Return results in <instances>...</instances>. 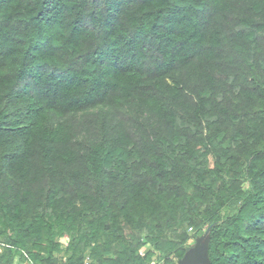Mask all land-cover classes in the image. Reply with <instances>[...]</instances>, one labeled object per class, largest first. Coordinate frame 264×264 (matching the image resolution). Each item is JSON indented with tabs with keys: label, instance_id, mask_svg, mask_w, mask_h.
I'll return each instance as SVG.
<instances>
[{
	"label": "trees",
	"instance_id": "16d2710c",
	"mask_svg": "<svg viewBox=\"0 0 264 264\" xmlns=\"http://www.w3.org/2000/svg\"><path fill=\"white\" fill-rule=\"evenodd\" d=\"M240 5L245 13L236 22ZM263 42L264 0H0V221L21 215L34 195L41 209L18 223L21 236L8 243L16 252L4 248L0 264L15 255L32 264H149L157 250L183 259L185 233L170 238L149 224L142 244L153 250L142 255L140 245L115 237L123 225H109L130 200L184 190L171 183L182 172L173 140L170 158L140 122L119 119L109 137L88 147L75 115L136 105L175 125L184 93L177 74L213 64L228 47L242 52L250 110L238 122L229 106L218 109L237 126L217 154L218 165L228 163L221 177L208 178L210 190L198 197L207 207L193 223L212 226L208 264H264ZM204 75L193 109L199 124L216 91L213 74ZM10 172L20 179L3 187ZM185 173L182 182L192 184ZM62 191L70 198L51 214ZM227 206L235 211L223 217ZM66 234L63 246L57 238Z\"/></svg>",
	"mask_w": 264,
	"mask_h": 264
},
{
	"label": "rangeland",
	"instance_id": "374dc122",
	"mask_svg": "<svg viewBox=\"0 0 264 264\" xmlns=\"http://www.w3.org/2000/svg\"><path fill=\"white\" fill-rule=\"evenodd\" d=\"M244 8L243 5L238 6V12L233 15L236 22L245 13ZM257 54L258 57L264 60V42ZM241 60L242 52L228 47L221 52L220 57L213 63L214 67L213 64L200 67L198 63H194L188 69L179 72L177 79L181 78L183 80L181 87L184 93L180 96L175 125L166 123L159 116L144 111L136 105H127L118 109L96 107L75 115L77 126L80 129L78 138L84 141L88 147L101 142L105 137H109L113 130L117 128L115 126L117 125L116 121L124 119L128 124L127 126L140 122L144 129L143 132L151 141H160V145L157 146L158 152L163 154V149H165L170 158L174 157L172 150H170V140H173L174 145L178 148L177 153H180L181 162L177 165V169L182 172L175 173L178 182L173 179L171 183L183 186L184 190L179 194L166 193L146 199L142 197V199L130 200L122 215L118 214V222L116 219L111 223L109 222L110 226L123 225L124 231L119 230L115 237H123L128 242L140 245L139 252L142 255H145L149 250H153L152 244H142L143 239L148 234L147 226L149 224L158 225V228L170 238H176L182 233L189 236L184 246L187 253L183 259L162 254L157 250L149 264L209 263L208 241L212 226L206 224L198 230L193 223V218L197 217L198 212L207 207V203L198 200V197L210 190L211 185L208 183V178L221 177L217 171L228 161H223L221 165H218L217 154L220 153L222 148L230 146L233 127L237 126L229 118L221 115L218 109L229 106L231 112L238 116V119H235L238 122L239 120L243 122L244 112L249 109L248 99L244 92L249 81L247 80V74L240 66ZM204 73L213 74L216 81V91L208 93L210 97L207 117H202L201 124H199L193 117V109L195 104H198L196 93H205L206 79ZM175 136H177L176 139H174ZM163 139H167L169 142L164 145ZM153 152L156 151L152 150L151 153ZM188 170L192 175L191 179L194 184L189 185L187 182H182V178L187 175L185 172ZM33 175L34 172L30 170L25 178L29 180ZM15 177V172L8 173L2 186L4 187V184L10 180L16 182L17 179H20L19 176L17 179ZM243 180V189L249 191L245 176ZM222 183L223 181H221ZM69 198V194L62 191V198L59 200L58 205L49 212L55 215L57 211H63L64 200ZM38 199V195L32 196L28 204L22 207L21 215H6L0 221L1 243L8 245V243L17 241L21 236L18 223L41 211V209L35 210ZM121 208L119 207L117 211L122 212ZM231 211H235V208L227 206L222 211V216L226 217ZM173 223L176 225L171 229L169 224ZM57 239L68 240L69 234ZM5 248L11 249L13 254L16 252L14 246H6ZM167 258L170 259V262L167 261Z\"/></svg>",
	"mask_w": 264,
	"mask_h": 264
},
{
	"label": "crops",
	"instance_id": "0c3cea01",
	"mask_svg": "<svg viewBox=\"0 0 264 264\" xmlns=\"http://www.w3.org/2000/svg\"><path fill=\"white\" fill-rule=\"evenodd\" d=\"M59 242L62 243L63 246H66L68 243H69V239L68 240H58ZM6 246H0V253L3 252L4 248ZM63 254H58V253H55V256H61ZM88 263V260L86 261V264ZM9 264H32L31 262L27 261V260H23L21 256H15Z\"/></svg>",
	"mask_w": 264,
	"mask_h": 264
},
{
	"label": "built area",
	"instance_id": "2783aa9c",
	"mask_svg": "<svg viewBox=\"0 0 264 264\" xmlns=\"http://www.w3.org/2000/svg\"><path fill=\"white\" fill-rule=\"evenodd\" d=\"M0 246H5L3 243L0 242ZM7 247H11L10 245H6Z\"/></svg>",
	"mask_w": 264,
	"mask_h": 264
},
{
	"label": "water",
	"instance_id": "95a60500",
	"mask_svg": "<svg viewBox=\"0 0 264 264\" xmlns=\"http://www.w3.org/2000/svg\"><path fill=\"white\" fill-rule=\"evenodd\" d=\"M182 264H190L189 262H186V263H182Z\"/></svg>",
	"mask_w": 264,
	"mask_h": 264
}]
</instances>
